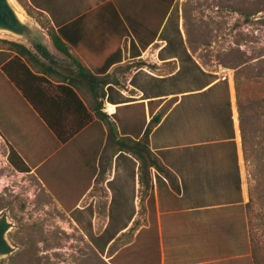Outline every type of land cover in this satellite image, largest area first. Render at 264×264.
Returning a JSON list of instances; mask_svg holds the SVG:
<instances>
[{
    "label": "crops",
    "instance_id": "crops-1",
    "mask_svg": "<svg viewBox=\"0 0 264 264\" xmlns=\"http://www.w3.org/2000/svg\"><path fill=\"white\" fill-rule=\"evenodd\" d=\"M24 2L42 22L33 19L43 51L26 45L34 57L22 58L39 78L15 60L0 66V145L9 166L12 151L26 168L14 170L78 227L97 235L102 220L111 243L132 233L112 259L133 244L135 264H254L256 237L264 239L246 207L249 150L234 77L221 79L190 46L179 0ZM89 74L106 78L98 101L118 136L139 139L153 123L150 151L178 190L153 167L142 183L138 160L106 145V126L92 110L101 82Z\"/></svg>",
    "mask_w": 264,
    "mask_h": 264
},
{
    "label": "rangeland",
    "instance_id": "rangeland-1",
    "mask_svg": "<svg viewBox=\"0 0 264 264\" xmlns=\"http://www.w3.org/2000/svg\"><path fill=\"white\" fill-rule=\"evenodd\" d=\"M25 20L34 22L37 15H30L24 0H11ZM182 32L190 37V46L203 53L209 69L227 67L233 77L244 86L248 94L239 98V116L249 150L251 211L256 232L264 239V0H179ZM179 2L176 3L178 6ZM178 34V33H177ZM2 40L25 41L6 33H0V49L8 45ZM31 48V46L29 47ZM35 50V49H33ZM235 82V81H234ZM6 149L0 145V213L8 217L18 216V228L12 238L23 237V223L29 202L46 201L37 182L27 174L17 173L5 159ZM50 210H54L51 206ZM14 219V218H11ZM67 228L68 224H63ZM9 237V235H8ZM7 237V238H8ZM133 234L116 236L111 243V254ZM264 246V240H263ZM127 250V249H126ZM126 257V258H125ZM135 264L133 244L121 250L112 262ZM0 264H24V252L20 249L11 256L0 259Z\"/></svg>",
    "mask_w": 264,
    "mask_h": 264
},
{
    "label": "flooded vegetation",
    "instance_id": "flooded-vegetation-1",
    "mask_svg": "<svg viewBox=\"0 0 264 264\" xmlns=\"http://www.w3.org/2000/svg\"><path fill=\"white\" fill-rule=\"evenodd\" d=\"M23 223L22 243L12 238L18 228V216L7 218L13 223L8 230V242L13 250L5 257L14 255L20 247L24 252V264H115L111 257V236L103 221H99L100 232L94 235L87 228L77 226L73 217H64L50 210V201L29 202ZM91 225V220H84ZM68 224V227H63Z\"/></svg>",
    "mask_w": 264,
    "mask_h": 264
},
{
    "label": "trees",
    "instance_id": "trees-1",
    "mask_svg": "<svg viewBox=\"0 0 264 264\" xmlns=\"http://www.w3.org/2000/svg\"><path fill=\"white\" fill-rule=\"evenodd\" d=\"M24 7L26 8L27 13L31 15L32 12L27 7V5L24 4ZM38 20L42 24L39 18ZM46 30L54 46L62 50L63 48L60 46L59 41L53 30L49 28H47ZM2 42L7 44L8 48H6L5 50L0 49L1 67L4 68L8 60H15L19 63L21 68L26 70L29 74H31V76L35 78H39L38 76L33 75L26 66V64L22 61V58H27L29 56L34 57V54L26 45L19 42H13L7 40H2ZM35 48L38 51H43V48L41 47L40 44H35ZM9 76L15 81V83L19 87H21L19 82L17 81L16 78H14L13 75L9 74ZM89 77H92L93 79L97 80V82L98 80L101 82L100 83L101 85L98 87V89L93 91L95 103L92 106V110L94 111L96 117L102 120L104 125L106 126V145L110 146L112 151L115 152L123 151L129 153L138 160L139 179L142 183L145 184L148 183L149 173H150L149 171L150 168L153 167L161 175L166 177L172 189L178 190V181L176 176L168 168H166L150 151L148 134L150 132L153 123H150V125L146 128L143 135L139 139H132L126 136H118L114 122L107 119V115L101 111V104L98 101V98L104 94L102 91V86L107 82L106 78L93 76L92 74ZM234 81H235L234 87H235L236 98L237 101L239 102L240 100L239 98H241L243 94H248L250 86L249 85L244 86V84L243 85L239 84L237 78L236 79L234 78ZM22 91L24 92L23 88ZM244 152H245V147H244ZM15 157H17L15 153L10 151L7 157L9 163L14 167V169H16L19 172L26 171V168L21 166ZM145 187H147V185H145ZM250 202H251V198L249 202L246 204L248 212L251 211ZM254 264H264V246L259 242L257 237L255 241Z\"/></svg>",
    "mask_w": 264,
    "mask_h": 264
},
{
    "label": "water",
    "instance_id": "water-1",
    "mask_svg": "<svg viewBox=\"0 0 264 264\" xmlns=\"http://www.w3.org/2000/svg\"><path fill=\"white\" fill-rule=\"evenodd\" d=\"M0 33L22 39L31 47L43 42L40 29L33 22L25 20L11 0H0ZM12 225L5 213L0 215V259L13 250L7 239Z\"/></svg>",
    "mask_w": 264,
    "mask_h": 264
},
{
    "label": "built area",
    "instance_id": "built-area-1",
    "mask_svg": "<svg viewBox=\"0 0 264 264\" xmlns=\"http://www.w3.org/2000/svg\"><path fill=\"white\" fill-rule=\"evenodd\" d=\"M220 78L226 79L227 77H232L233 71L227 67H220ZM218 73V75H219Z\"/></svg>",
    "mask_w": 264,
    "mask_h": 264
},
{
    "label": "bare ground",
    "instance_id": "bare-ground-1",
    "mask_svg": "<svg viewBox=\"0 0 264 264\" xmlns=\"http://www.w3.org/2000/svg\"><path fill=\"white\" fill-rule=\"evenodd\" d=\"M112 108H113L112 106H109V109L108 110H112Z\"/></svg>",
    "mask_w": 264,
    "mask_h": 264
}]
</instances>
